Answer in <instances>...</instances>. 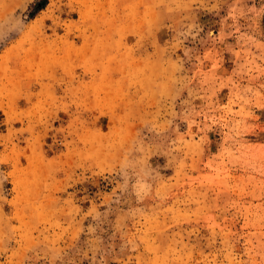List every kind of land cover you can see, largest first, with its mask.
I'll use <instances>...</instances> for the list:
<instances>
[{
	"label": "rangeland",
	"instance_id": "1",
	"mask_svg": "<svg viewBox=\"0 0 264 264\" xmlns=\"http://www.w3.org/2000/svg\"><path fill=\"white\" fill-rule=\"evenodd\" d=\"M0 264H264V0H0Z\"/></svg>",
	"mask_w": 264,
	"mask_h": 264
}]
</instances>
